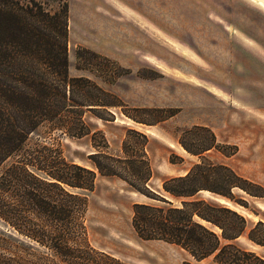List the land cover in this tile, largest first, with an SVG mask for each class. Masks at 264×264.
Wrapping results in <instances>:
<instances>
[{"label":"rangeland","instance_id":"rangeland-1","mask_svg":"<svg viewBox=\"0 0 264 264\" xmlns=\"http://www.w3.org/2000/svg\"><path fill=\"white\" fill-rule=\"evenodd\" d=\"M68 1L69 74L101 86L114 105L87 111L90 133L82 137L44 123L1 171L24 155L37 162L61 155L95 169L91 154L124 156L126 144L145 154L147 187L162 196L164 180L202 160L228 165L255 185L235 188L234 200L209 190L201 196L244 215L250 227L264 221V0ZM35 2L53 14L63 1ZM211 134L215 146L200 155L183 146L198 152ZM96 172L93 191L71 189L88 196L83 237L99 253L93 264H221L214 255L197 260L177 244L139 237L134 205L162 202ZM236 242L264 258V245L246 236Z\"/></svg>","mask_w":264,"mask_h":264},{"label":"trees","instance_id":"trees-1","mask_svg":"<svg viewBox=\"0 0 264 264\" xmlns=\"http://www.w3.org/2000/svg\"><path fill=\"white\" fill-rule=\"evenodd\" d=\"M60 1L61 8L51 14L35 0H0V220L7 227H0V264H93L99 253L83 237L88 196L71 189L93 191L96 170L119 176L135 191L162 202L134 205L133 227L142 239L177 244L197 260L214 255L221 264H264L263 257L236 242L246 236L264 245V221L250 227L244 215L201 196L209 190L234 200L235 188L249 192L245 184L255 185L228 165L202 160L185 175L164 180L163 196L147 187L151 168L145 154L129 152L126 144L124 156L102 150L91 154L95 169L61 155L41 162L24 155L1 171L44 123L82 137L90 133L85 113L114 105L89 78L70 76L69 1ZM215 143L211 134L198 152L183 146L200 155Z\"/></svg>","mask_w":264,"mask_h":264},{"label":"crops","instance_id":"crops-1","mask_svg":"<svg viewBox=\"0 0 264 264\" xmlns=\"http://www.w3.org/2000/svg\"><path fill=\"white\" fill-rule=\"evenodd\" d=\"M136 15H138L137 13H136ZM139 16V15H138ZM141 19H142V17L141 16H139Z\"/></svg>","mask_w":264,"mask_h":264}]
</instances>
